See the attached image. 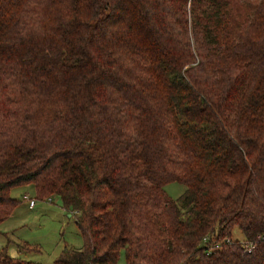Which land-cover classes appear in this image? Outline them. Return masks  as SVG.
<instances>
[{
  "label": "trees",
  "instance_id": "16d2710c",
  "mask_svg": "<svg viewBox=\"0 0 264 264\" xmlns=\"http://www.w3.org/2000/svg\"><path fill=\"white\" fill-rule=\"evenodd\" d=\"M26 184L85 243L0 264H264V0H0V224Z\"/></svg>",
  "mask_w": 264,
  "mask_h": 264
},
{
  "label": "rangeland",
  "instance_id": "374dc122",
  "mask_svg": "<svg viewBox=\"0 0 264 264\" xmlns=\"http://www.w3.org/2000/svg\"><path fill=\"white\" fill-rule=\"evenodd\" d=\"M165 189L171 197L177 198L186 185L170 181ZM11 194L21 203L0 224V246L6 245L11 255L51 263L65 246L84 245V236L76 223L77 211L65 207L59 195L38 197L34 187L27 184L13 188ZM25 196L35 198L34 207H29V199ZM233 238L244 240L239 227L234 228ZM117 264H127L124 249Z\"/></svg>",
  "mask_w": 264,
  "mask_h": 264
},
{
  "label": "built area",
  "instance_id": "2783aa9c",
  "mask_svg": "<svg viewBox=\"0 0 264 264\" xmlns=\"http://www.w3.org/2000/svg\"><path fill=\"white\" fill-rule=\"evenodd\" d=\"M25 198L29 199V207H34L36 204L35 198L25 196ZM49 200H51V197H48ZM244 246L246 247L247 250H251L254 247V243H247L244 242Z\"/></svg>",
  "mask_w": 264,
  "mask_h": 264
}]
</instances>
